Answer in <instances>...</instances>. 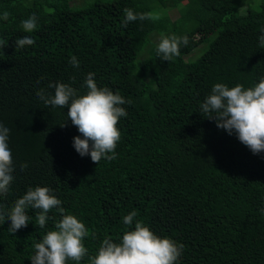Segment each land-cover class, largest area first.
<instances>
[{
  "label": "trees",
  "instance_id": "1",
  "mask_svg": "<svg viewBox=\"0 0 264 264\" xmlns=\"http://www.w3.org/2000/svg\"><path fill=\"white\" fill-rule=\"evenodd\" d=\"M176 7L174 21L153 6ZM235 0H0V123L10 129L14 180L0 207L10 210L29 187L46 186L89 230L83 240L94 255L107 236L119 242L135 221L184 248L177 264H264V152L253 154L200 113L215 83L252 87L264 77V4L232 13ZM158 19L123 26L124 9ZM33 14L37 28L22 21ZM152 34L187 35L180 55L163 61ZM35 43L16 49L14 41ZM207 43L195 59L191 52ZM76 56L79 68L68 61ZM188 57L186 59L185 57ZM89 72L98 87L130 100L117 125L114 160L98 164L73 147L79 135L67 107L45 106L39 89L68 83L78 94ZM28 167L21 171L20 165ZM27 227L15 234L0 225V264H31L35 243L60 219L55 209L41 229L29 208ZM137 213L131 226L123 223ZM68 264H75L69 261ZM80 264H88L86 256Z\"/></svg>",
  "mask_w": 264,
  "mask_h": 264
},
{
  "label": "clouds",
  "instance_id": "2",
  "mask_svg": "<svg viewBox=\"0 0 264 264\" xmlns=\"http://www.w3.org/2000/svg\"><path fill=\"white\" fill-rule=\"evenodd\" d=\"M124 13V27L137 20L158 19L150 13H135L129 8H125ZM8 18L7 11L0 15L2 20ZM36 28L35 14L22 21L24 32L31 33ZM260 32L259 47L264 48V28ZM34 43L27 35L14 41L16 49ZM188 43L187 35H162L156 51L163 61L170 62L180 55L181 45L187 46ZM68 63L73 68L80 66L76 56H72ZM94 75L89 72L85 77L82 87H86L87 91L84 94H78L77 89L68 83L50 82L48 87L54 89V94L42 88L36 92V96L46 107H67V120L60 126H67L70 120L79 132V135L73 137L75 151L81 157L90 156L91 161L98 164L102 159L116 158L115 150L121 139L117 125L121 117L127 116L123 105L131 104V101L108 87H98ZM200 113L214 120L216 126L229 135L235 134L239 142L253 154L264 152V77L248 88L242 84L229 87L224 83H215L200 104ZM9 133L10 129L0 123V196H7L14 180L13 156L8 145ZM27 167L26 163L20 165L21 171ZM61 203L50 188L36 186L29 187L10 210L0 207V225L10 221L8 231L11 234L27 227L30 221L29 208L36 211L35 224L41 229L52 219L48 215L50 211L55 209L60 216L54 229L47 231L40 242L33 245L31 264H68L69 261L80 264L86 256L88 264H177L182 254L183 244H177L168 237H160L142 221H135L134 229L126 230L119 242L106 236L98 251L89 256L83 243L89 236V230L75 215L67 214ZM261 211L264 212V209ZM136 215L135 211L125 215L124 225L131 226Z\"/></svg>",
  "mask_w": 264,
  "mask_h": 264
},
{
  "label": "rangeland",
  "instance_id": "3",
  "mask_svg": "<svg viewBox=\"0 0 264 264\" xmlns=\"http://www.w3.org/2000/svg\"><path fill=\"white\" fill-rule=\"evenodd\" d=\"M92 0H69V5L72 8H77L80 6L85 5L87 2ZM264 4V0H235V6L232 11L234 14L243 15L246 13V9L250 8L253 10L259 9ZM154 12H157L159 16H168L171 20H175L180 15V5L176 6L175 8L169 7V6H158L157 3H155V6H153ZM161 36L158 34H152V44H157L160 40ZM207 47V43L199 45L197 48H195L189 56H191L193 59L198 57ZM188 59V57H185Z\"/></svg>",
  "mask_w": 264,
  "mask_h": 264
}]
</instances>
